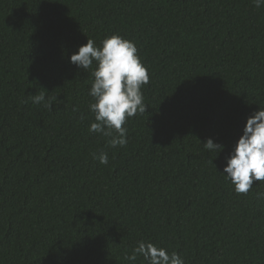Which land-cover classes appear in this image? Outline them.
Here are the masks:
<instances>
[{
	"label": "trees",
	"instance_id": "16d2710c",
	"mask_svg": "<svg viewBox=\"0 0 264 264\" xmlns=\"http://www.w3.org/2000/svg\"><path fill=\"white\" fill-rule=\"evenodd\" d=\"M113 34L151 77L116 148L89 132L95 62L70 63ZM41 93L51 109L32 103ZM259 107L253 0H0V264H129L141 240L186 264H264V182L237 195L221 173Z\"/></svg>",
	"mask_w": 264,
	"mask_h": 264
},
{
	"label": "clouds",
	"instance_id": "9594fccd",
	"mask_svg": "<svg viewBox=\"0 0 264 264\" xmlns=\"http://www.w3.org/2000/svg\"><path fill=\"white\" fill-rule=\"evenodd\" d=\"M253 4L256 8L264 7V0H253ZM94 62L96 67L91 72L94 79L88 93L93 101L89 103V111L94 114V121L89 132L111 137L108 146L112 148L126 147L128 120L147 112L142 89L150 83V72L135 42L119 34L106 37L99 46L88 38L70 56V63L83 70L91 69ZM31 100L48 109L53 107L52 98L46 99L42 93L31 95ZM202 144L209 152L220 153L225 147L212 138ZM93 158L104 165L109 162L106 152L93 153ZM225 159L221 173L237 195H247L255 181L264 182V108L259 107L248 116L242 135ZM257 199L264 200V193H257ZM138 257L143 258L142 264H186L180 253L169 252L150 241L141 240L131 255H125V260L135 264Z\"/></svg>",
	"mask_w": 264,
	"mask_h": 264
}]
</instances>
